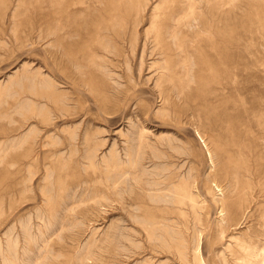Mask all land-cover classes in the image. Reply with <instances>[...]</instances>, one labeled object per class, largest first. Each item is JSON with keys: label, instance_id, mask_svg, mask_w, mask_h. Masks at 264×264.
I'll return each instance as SVG.
<instances>
[{"label": "rangeland", "instance_id": "374dc122", "mask_svg": "<svg viewBox=\"0 0 264 264\" xmlns=\"http://www.w3.org/2000/svg\"><path fill=\"white\" fill-rule=\"evenodd\" d=\"M263 230L264 0H0V264H261Z\"/></svg>", "mask_w": 264, "mask_h": 264}, {"label": "bare ground", "instance_id": "6f19581e", "mask_svg": "<svg viewBox=\"0 0 264 264\" xmlns=\"http://www.w3.org/2000/svg\"><path fill=\"white\" fill-rule=\"evenodd\" d=\"M164 68H166V66H163ZM143 88V87H142ZM74 135V134H73ZM143 135L141 134V137H142ZM206 145V144H205ZM210 151V150H209ZM211 154V153H210ZM104 160L105 161H107V162H113V167L114 166H117V162H120V154L119 153H116V152H113L112 153V156L110 157V158H104ZM68 189H70V186L69 187H67ZM65 190V188L63 187V189L62 190H60V193H59V195H60V200L57 202V206H56V210L55 211H50V210H52V209H43L42 208V215H48L49 217L50 216H55V215H57V213H61V210H62V208L64 207V206H66L67 205V202H68V198H67V194L65 193V195L63 194V191ZM94 198V197H93ZM86 199L84 198H82L81 199V201H85ZM195 200V199H194ZM69 204V203H68ZM83 204V203H82ZM100 206V205H99ZM55 207V206H54ZM54 207H52V208H54ZM101 207V206H100ZM98 209V208H97ZM101 211V210H100ZM77 213H79L78 211H76ZM84 213V212H83ZM98 213V212H97ZM79 215V214H78ZM78 218V217H77ZM264 231V230H263ZM257 233V232H256ZM261 234V233H260ZM257 235V234H256ZM264 237V236H263ZM256 239V238H255ZM261 239V238H260ZM257 240V239H256ZM252 242H255V240L254 241H252ZM16 243H18V238H16ZM252 244H254V243H252ZM249 245V244H248ZM250 245H251V243H250ZM250 245H249V247H250ZM15 246H13L12 244L10 245V243H9V248L10 249H13ZM248 247V248H249ZM261 248V247H260ZM249 249H251V248H249ZM197 251H198V253L200 254L201 253V250H200V247L198 246L197 247ZM250 251H253V250H250ZM10 252V251H9ZM244 251H242V253H243ZM247 252V251H246ZM16 253L17 252H15L14 254V257L15 258H18L17 256H16ZM90 253V252H89ZM198 254V255H199ZM256 254H260L262 257H263V264H264V248H263V250H259V251H257L256 252ZM201 255V254H200ZM86 256V255H85ZM260 256V257H261ZM195 257V256H194ZM247 257V256H246ZM246 257H244V258H246ZM250 257V256H249ZM259 257V256H258ZM85 258V257H84ZM83 258V259H84ZM237 258H239V257H237ZM201 259V258H200ZM258 259V258H257ZM224 259H222V261H223ZM248 260V259H247ZM4 261H5V264H9V263H11L10 261L8 262V260L5 258L4 259ZM248 262V261H247ZM261 262H259V263H261ZM203 263H205V261L203 262ZM257 263V262H256ZM261 263V264H262ZM12 264H13V262H12ZM35 264H39L38 262L37 263H35ZM207 264V263H206Z\"/></svg>", "mask_w": 264, "mask_h": 264}]
</instances>
